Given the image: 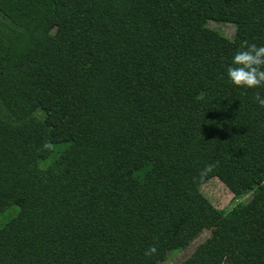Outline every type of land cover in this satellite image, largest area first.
<instances>
[{"label":"trees","instance_id":"1","mask_svg":"<svg viewBox=\"0 0 264 264\" xmlns=\"http://www.w3.org/2000/svg\"><path fill=\"white\" fill-rule=\"evenodd\" d=\"M242 40L264 0H0V264H158L201 227L181 264H264V158L230 211L200 190L238 134L264 157Z\"/></svg>","mask_w":264,"mask_h":264},{"label":"rangeland","instance_id":"2","mask_svg":"<svg viewBox=\"0 0 264 264\" xmlns=\"http://www.w3.org/2000/svg\"><path fill=\"white\" fill-rule=\"evenodd\" d=\"M210 27L232 38L235 34V26L232 23L217 24L210 22ZM263 155L251 146V144L238 134L230 148L220 152L206 161V165L213 173L204 181L200 190L210 202L219 210L228 212L238 203L248 200L250 196L249 171L262 163ZM48 161H45L47 163ZM135 181L129 179L127 187H131ZM18 210L13 207L0 216V226L7 218ZM211 234V228L201 227L195 231L190 244L181 249L170 251L166 258L158 264H181L187 259L195 248ZM223 264H231L227 259Z\"/></svg>","mask_w":264,"mask_h":264},{"label":"clouds","instance_id":"3","mask_svg":"<svg viewBox=\"0 0 264 264\" xmlns=\"http://www.w3.org/2000/svg\"><path fill=\"white\" fill-rule=\"evenodd\" d=\"M223 71L227 81L237 88H264V44L240 41L231 55L230 62L224 65ZM254 99L259 107L264 108V97L257 93ZM155 250V247L149 246L145 255H150Z\"/></svg>","mask_w":264,"mask_h":264}]
</instances>
